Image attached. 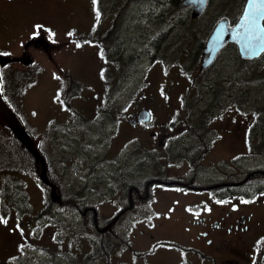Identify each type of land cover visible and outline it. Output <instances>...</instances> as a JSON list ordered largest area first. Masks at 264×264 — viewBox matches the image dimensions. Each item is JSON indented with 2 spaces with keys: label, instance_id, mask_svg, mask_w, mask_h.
Instances as JSON below:
<instances>
[{
  "label": "flooded vegetation",
  "instance_id": "obj_1",
  "mask_svg": "<svg viewBox=\"0 0 264 264\" xmlns=\"http://www.w3.org/2000/svg\"><path fill=\"white\" fill-rule=\"evenodd\" d=\"M62 1L0 0V25L2 15L11 10L40 9ZM104 1L96 0L100 23L88 31L95 32L96 38L85 41L111 61L118 37L117 0L105 5ZM46 19H30L27 35L5 54L19 57L25 48L31 62L41 68L42 52L50 50L55 32ZM169 43L165 37L157 49L161 58H166ZM170 53L174 57V51ZM177 59L168 62L174 72L173 86L170 80L157 82L155 92L141 103H136L135 95L142 87L122 101L111 97L118 76L106 84V91L102 86L88 97L86 92L72 90L68 80L67 90L58 92L51 104L62 107L63 115L51 110L43 123L37 119L33 123L34 131L46 128L47 135L32 133L31 140L59 195L54 200L51 185L39 182L47 191L42 206L48 215L55 207L78 213L82 225H91L98 233L118 228L113 240L123 238L125 231L131 239L128 244L143 247L130 246L125 251L123 261L128 264H242L261 222L258 212L264 207L262 198L247 200L246 184L252 175L264 178V167L250 171V176L246 170L235 169L248 159L264 161V76L247 75L241 69L233 76L204 75L210 66L199 70V62L193 74L194 66L189 68L180 56ZM254 63H261L259 72H264L262 61ZM178 82H183V88L176 90ZM140 110L148 112L146 118L139 117ZM19 147L29 155L38 175L40 161L22 144ZM227 165L235 167L230 171ZM172 222L182 227L183 235L177 240L162 232ZM113 257L112 252L110 258L99 259L110 264Z\"/></svg>",
  "mask_w": 264,
  "mask_h": 264
},
{
  "label": "rangeland",
  "instance_id": "obj_2",
  "mask_svg": "<svg viewBox=\"0 0 264 264\" xmlns=\"http://www.w3.org/2000/svg\"><path fill=\"white\" fill-rule=\"evenodd\" d=\"M217 1L209 0L204 11L193 19L190 17L191 8L181 2L130 0L127 3L126 0H117L118 37L111 48V61L102 57L103 52L97 51L96 45L80 38L82 34L88 36V40L96 38L95 32L88 33L100 23V20H96V6L94 9L92 0H63L40 9L22 6L11 10L2 15L0 25V50L3 52L17 48L18 39L25 37L30 30L32 18H47L55 32L50 50L42 52L44 60H39L42 62L41 68L34 62L25 65L9 63L1 67L0 82L3 80L5 83L3 94L26 129L31 134L43 135H47L46 128L41 125L40 131H34V119L43 123L52 112L63 115L62 107H52L51 104L58 92L67 90L68 80L74 85L72 90L86 92L88 97L90 92L101 91L102 86L103 92L106 91L107 85H111L118 76L111 97L122 101L129 92L142 87L135 95L136 103H141L150 96L148 93L155 92L157 82L170 80L173 86L174 72L172 66H168L170 59L177 62L180 56L189 68L194 66L193 74L196 72L201 51L197 46V40L202 35L199 28L205 29L209 24L212 27L223 16L216 14L214 6ZM241 9L239 7L236 14H240ZM69 32L73 34L69 36ZM189 32L188 36L186 33ZM159 33L162 38L157 37L156 40ZM165 37L166 42H170V49H166V58H161L157 49ZM77 42H80L79 46ZM32 49L34 55L35 50ZM173 51L174 57L170 53ZM254 60L245 62L239 57L236 46L229 44L219 51L204 75L233 76L239 75L241 69L246 70L247 75L264 76V72H259L261 63H254L258 60L264 63V54ZM165 69L168 70L163 71ZM261 82L264 87V77ZM175 88H183V82L175 84ZM215 166L217 168L219 164ZM167 167L174 169L171 163H167ZM233 167L226 166L230 171ZM236 167L235 171L246 170L247 176H250V171L264 167V161L248 159ZM215 177L217 180L218 175ZM6 178L21 181L28 204L22 212L12 206L2 207V217L6 219L0 222V264H109L103 262L104 259H93L95 249L105 253L104 256L108 258L113 252L110 264H128L123 261L127 259L125 251H129L130 246L140 250L143 248L134 243L128 244L131 239L125 231L123 238L113 240L112 233H119L118 228L98 233L93 226L82 225L78 213L55 207L48 215V210L42 206L47 200V191L34 173L31 158L22 152L13 135L0 123V186ZM69 178H73V174ZM246 189L248 201L253 197L264 199V178L250 176ZM261 209L258 212L261 222L253 232L255 237L248 258L242 264H264V207ZM181 229L179 224L172 222L166 224L162 232L177 240L178 236L183 235Z\"/></svg>",
  "mask_w": 264,
  "mask_h": 264
},
{
  "label": "water",
  "instance_id": "obj_3",
  "mask_svg": "<svg viewBox=\"0 0 264 264\" xmlns=\"http://www.w3.org/2000/svg\"><path fill=\"white\" fill-rule=\"evenodd\" d=\"M208 0H182L184 5L191 6V17H196L202 13L205 9ZM247 3L245 0L244 4ZM244 6V5H243ZM243 11V8H242ZM242 11L240 15L242 14ZM239 15V17H240ZM239 17L234 24H229L226 17L219 18L214 24L211 32L206 38V41L201 50L199 70L209 66L214 60L218 51L225 45L226 42H233L237 46L240 57L245 59H252L258 57L264 52V43L257 40L255 33L245 32L243 27H236L240 22ZM261 26H264V16L259 19ZM21 61L22 64H27L31 61V56L26 55V49L24 48L21 56L3 55L0 54V67L6 63H12ZM148 112L146 110H140L139 117L146 118ZM0 121L5 124L17 138V140L27 148L30 154L36 161H40L41 169L39 171V179L45 184H50L52 187L51 195L54 200L59 198L56 193V185L53 184L47 174L45 168V162L42 155L32 145V140L28 132L24 129L23 124L18 115L13 112L8 103L3 98L0 92ZM107 228V227H106Z\"/></svg>",
  "mask_w": 264,
  "mask_h": 264
},
{
  "label": "trees",
  "instance_id": "obj_4",
  "mask_svg": "<svg viewBox=\"0 0 264 264\" xmlns=\"http://www.w3.org/2000/svg\"><path fill=\"white\" fill-rule=\"evenodd\" d=\"M171 1H173L174 4H179L181 2V0H171ZM126 2L129 3L130 0H126ZM243 3H244V0H218L214 8H216V11H217L216 14H220V15L222 14L223 16L227 17L229 21L232 23L236 21L239 15V14H236V12L239 7L241 8L243 6ZM210 27L211 25L209 24L208 26H206L205 29L199 28V31L202 32V35L200 36L201 38L197 40L198 49L202 47L203 45L202 38H204L209 33ZM186 34L189 36L190 32ZM192 34L194 36L193 32ZM80 38L81 39L85 38V36L82 35L80 36ZM229 44L234 45L233 43H226V45H229ZM183 53L186 54V52H183ZM185 58L186 60H188L187 57ZM4 86H5V83L2 80L1 81L2 91L4 89ZM4 127L10 132V130L6 126ZM13 139L17 141L14 136H13ZM6 202L7 204H5ZM27 204H28L27 194L25 192L24 186L22 185L21 181L15 178L14 179L6 178L5 182L2 185V207L5 208V206H7L8 208V206L10 207L12 206V208L16 209L19 212H22L23 208ZM47 212H49V210ZM104 254L105 253H102L101 251L95 249L93 259H99Z\"/></svg>",
  "mask_w": 264,
  "mask_h": 264
},
{
  "label": "snow or ice",
  "instance_id": "obj_5",
  "mask_svg": "<svg viewBox=\"0 0 264 264\" xmlns=\"http://www.w3.org/2000/svg\"><path fill=\"white\" fill-rule=\"evenodd\" d=\"M92 5L95 9L96 0H92ZM96 14L99 15V12L97 11ZM262 16H264V0H247V3L243 6L242 14L239 17L240 22L236 25V27H243L246 33H255L257 40H259L261 43H264V26H261V24L259 23V19ZM34 27L40 26L34 25ZM32 35L35 36L36 33L33 32ZM68 35L71 36L72 33L69 32ZM49 39H51V33H49ZM79 43L80 42H77V46H79ZM233 207H235V205H233ZM157 215L159 214L157 213ZM150 218L151 217H149V219ZM5 219V217L0 216V222L4 221Z\"/></svg>",
  "mask_w": 264,
  "mask_h": 264
}]
</instances>
